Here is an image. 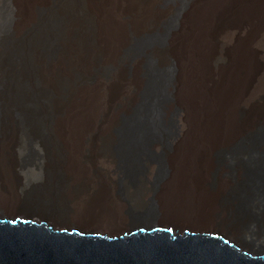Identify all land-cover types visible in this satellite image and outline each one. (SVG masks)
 <instances>
[{
    "label": "bare ground",
    "instance_id": "bare-ground-1",
    "mask_svg": "<svg viewBox=\"0 0 264 264\" xmlns=\"http://www.w3.org/2000/svg\"><path fill=\"white\" fill-rule=\"evenodd\" d=\"M54 2L0 0V35L36 31L27 51L12 48L0 68V158L15 159L5 149L12 142L21 153L35 150L56 160L65 184L59 198L38 193L23 205L4 192L3 178L13 173L0 172V223L112 239L158 228L219 237L239 253L264 256V109L254 123L233 117L245 95L264 94V0H81L85 26L73 0ZM41 12L49 17L41 21ZM73 32L79 77L62 107L42 115L36 94L51 88L57 67L73 66ZM114 88L124 94L119 105L110 99ZM168 119L174 130L164 128ZM86 153L109 179L93 199L70 188L92 168ZM44 163L27 170L41 177ZM121 180L131 202L116 192Z\"/></svg>",
    "mask_w": 264,
    "mask_h": 264
},
{
    "label": "water",
    "instance_id": "water-1",
    "mask_svg": "<svg viewBox=\"0 0 264 264\" xmlns=\"http://www.w3.org/2000/svg\"><path fill=\"white\" fill-rule=\"evenodd\" d=\"M0 264H264L223 239L138 230L120 239L54 232L43 224L0 223Z\"/></svg>",
    "mask_w": 264,
    "mask_h": 264
},
{
    "label": "rangeland",
    "instance_id": "rangeland-1",
    "mask_svg": "<svg viewBox=\"0 0 264 264\" xmlns=\"http://www.w3.org/2000/svg\"><path fill=\"white\" fill-rule=\"evenodd\" d=\"M55 4L60 3V0H54ZM79 1V2H78ZM76 3V4H75ZM81 5V6H80ZM55 7H59V5H56ZM78 9H77V8ZM80 9V10H79ZM40 9L35 11V15L38 14ZM84 11V12H83ZM53 12V11H51ZM73 12L77 13L79 17L81 18L82 25H87V14L85 15V8L82 6L81 0H73ZM82 13V14H81ZM49 13L41 12L39 14L40 20L43 21L45 16ZM83 18V19H82ZM47 19V18H46ZM51 23L55 22L56 18H48ZM87 22V23H86ZM80 23V21H79ZM27 24V23H26ZM171 24V22L169 23ZM83 26V27H84ZM19 28V26H16ZM10 28V27H8ZM11 31V32H10ZM10 31L8 30L6 33L5 30H3L0 35V68L3 67L4 72V63L7 62V56L9 55V52L12 48H18L21 50L23 47H27L26 51L28 49V46L30 45L31 41V35L35 33V27H25L22 26L20 28V34L17 36H13L12 30L10 28ZM78 34V32H73V66L64 67L59 66L57 67L53 73H51V82L52 86L51 88L48 86H41L38 89L37 97L45 104V107L42 111V115H52L55 113V111L62 107L64 102H66V89L69 86L70 82L73 80V83L78 79L80 72L76 69L78 67V56H77V50L81 51L79 40L75 37ZM18 37V38H17ZM12 38V39H9ZM158 42L161 40L159 36L156 37ZM11 40L13 41L12 44L6 43V41ZM8 46V47H7ZM22 46V47H21ZM21 47V48H20ZM14 52V49H13ZM24 54L26 52H23ZM32 60L29 61V67L32 70ZM109 65V67H107ZM104 65L107 68H112L111 64ZM104 67L102 70H106L107 68ZM61 69V70H58ZM64 70L65 73L62 71ZM163 71V72H162ZM161 77L159 72V77L164 80L163 78L166 77L165 72L167 70H162ZM148 76L151 77V70L148 68ZM37 87V86H36ZM173 93L174 96H176V91ZM110 99L116 104L119 105L120 102L124 99L123 92L115 91V88L113 89ZM175 100V99H174ZM264 109V94L261 97H251L248 94L245 95L242 100L238 101L233 117L238 122H256V118L260 111ZM182 113V108L178 107L176 112L173 115H180ZM172 120V118H171ZM171 122H169V119L167 120L164 128L166 127L167 130L171 131L176 128V121L174 127H171ZM170 127V129H169ZM259 131V130H258ZM257 131V132H258ZM165 133V132H164ZM256 133V132H255ZM259 133V132H258ZM256 134L255 137H263L262 134ZM5 146V145H4ZM6 150L13 151L15 155V159L5 160L3 158H0V172L1 175H6L7 173L11 172L13 175L11 176H4L3 178V185L7 186L8 188L4 190V192L7 191V193H13L20 197V199H24L23 205H28L29 197L32 195H36L38 193H43L44 195L47 194V196H51L54 198H59L61 191L63 190L64 181L62 178V173L57 168V162L50 156H41L39 155L35 150H29L27 152L21 153V148H18L16 144L9 143L5 146ZM91 162L92 168L88 169L85 176L81 178H77L76 182L71 188L73 193L76 196H85L86 198H95L99 197L102 192H104L105 188L108 185V178L104 174L102 166L98 162L97 157H92L89 153L85 154V157L83 158L84 162L87 160ZM156 160H158L159 156H155ZM86 163H89V162ZM31 162H36L40 166L41 162H45L42 164V168H44V173H46L41 176L37 177V174H32L31 171L27 170L28 167L31 166ZM91 170V171H90ZM27 171V172H25ZM30 172V173H29ZM8 179V180H7ZM6 182V183H5ZM213 180L211 179L210 184L212 185ZM236 184V183H235ZM1 186V185H0ZM125 186L126 182L125 180H121L116 184V192L119 196L125 198L129 202L132 201L133 197L125 192ZM238 186V185H237ZM235 192H232L230 195H227L225 197H222L220 199L221 204L226 203L227 200L234 196ZM239 193V192H238ZM2 195H7L3 193ZM131 204V203H130ZM148 207V206H146ZM237 208V207H236ZM134 205H130L128 213L130 217L136 216L139 210ZM238 210V208L236 209ZM19 213H23L22 211H18L16 215ZM3 214V213H2ZM258 215V216H257ZM256 217L260 219L261 214H257ZM9 216V215H8ZM14 216V215H11ZM262 218V217H261ZM73 224V222H70ZM163 226L167 227L168 224L161 221ZM128 225L127 227H123L121 229L116 230L115 232L108 233L107 230H102L97 228L96 231L102 232V233H108L109 235H119L124 232H126L129 229Z\"/></svg>",
    "mask_w": 264,
    "mask_h": 264
}]
</instances>
